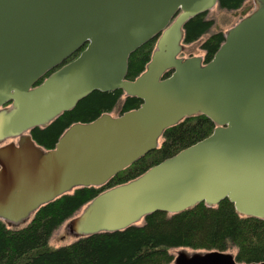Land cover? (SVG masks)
Instances as JSON below:
<instances>
[{
  "label": "water",
  "instance_id": "obj_1",
  "mask_svg": "<svg viewBox=\"0 0 264 264\" xmlns=\"http://www.w3.org/2000/svg\"><path fill=\"white\" fill-rule=\"evenodd\" d=\"M216 3L0 0V144L17 138L0 145L1 220L19 225L60 195L105 184L157 148L166 128L198 114L214 123L208 136L100 192L69 229L76 237L118 231L153 212L213 207L223 199L239 215L264 219V0H253L207 62L179 56L184 24ZM151 39L145 69L127 79L130 54ZM116 89L140 105L73 123L51 149L31 139L30 129L48 125L92 91ZM172 264L264 261L180 249Z\"/></svg>",
  "mask_w": 264,
  "mask_h": 264
},
{
  "label": "trees",
  "instance_id": "obj_2",
  "mask_svg": "<svg viewBox=\"0 0 264 264\" xmlns=\"http://www.w3.org/2000/svg\"><path fill=\"white\" fill-rule=\"evenodd\" d=\"M245 2L247 0H217V6L233 11ZM252 7L250 0L240 10V16L250 12ZM205 14L200 13L184 24V45L197 42L213 26V21ZM223 40L224 33L216 31L200 42L204 62L211 59ZM154 45L155 39H151L130 54L127 79H134L145 69ZM140 103L139 98L126 96L120 89L92 91L72 109L64 111L44 127L30 129L29 134L37 145L51 149L69 125L91 121L105 112L121 114L137 108ZM213 127V122L203 114L185 117L163 131L157 148L105 184L79 187L60 195L40 206L24 226L12 228L0 220V264H171L173 249L182 247L218 251L234 248L238 262L264 261V219L239 215L228 199L214 207L201 202L174 214L153 212L139 225L82 236L57 248L48 243L57 227L101 191L139 176L152 165L208 136Z\"/></svg>",
  "mask_w": 264,
  "mask_h": 264
},
{
  "label": "rangeland",
  "instance_id": "obj_3",
  "mask_svg": "<svg viewBox=\"0 0 264 264\" xmlns=\"http://www.w3.org/2000/svg\"><path fill=\"white\" fill-rule=\"evenodd\" d=\"M250 0H247L242 7H240L238 10L233 11H227L221 8H218V6H213L212 8L208 9L205 13V17L208 19H211L213 21V26L210 28V30L205 33L197 42L190 44V45H184L183 51L180 53L182 56H189V55H200L203 56V51L200 49V42L206 38L209 34L216 31H221L225 33L230 27H232L241 17L240 16V10L247 6V3ZM252 1V0H251ZM253 8V7H252ZM111 114L116 115V111H111ZM9 141H17V138H10L7 140ZM30 219H26L25 221L21 222L19 225H9L8 227L17 228L24 224H26ZM69 220L62 223L59 227H57L51 234L48 243L51 247L57 248L63 245H66L68 243H71L74 241L76 237H74L73 231H71L68 227ZM179 251V249H173L174 254H176ZM191 249L186 248V252H191ZM200 251V250H199ZM229 251L232 253H235V249L232 248Z\"/></svg>",
  "mask_w": 264,
  "mask_h": 264
},
{
  "label": "flooded vegetation",
  "instance_id": "obj_4",
  "mask_svg": "<svg viewBox=\"0 0 264 264\" xmlns=\"http://www.w3.org/2000/svg\"><path fill=\"white\" fill-rule=\"evenodd\" d=\"M79 52H80V50L78 51V53H77L75 56H74V55H71L68 59H66V60L64 61V63H66V62L72 60L73 58H75V57L79 54Z\"/></svg>",
  "mask_w": 264,
  "mask_h": 264
}]
</instances>
